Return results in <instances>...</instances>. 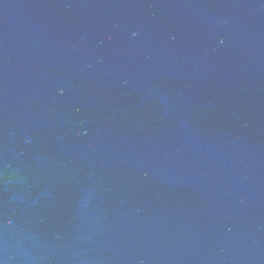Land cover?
Segmentation results:
<instances>
[{
	"label": "water",
	"instance_id": "95a60500",
	"mask_svg": "<svg viewBox=\"0 0 264 264\" xmlns=\"http://www.w3.org/2000/svg\"><path fill=\"white\" fill-rule=\"evenodd\" d=\"M0 264H264V0H0Z\"/></svg>",
	"mask_w": 264,
	"mask_h": 264
}]
</instances>
